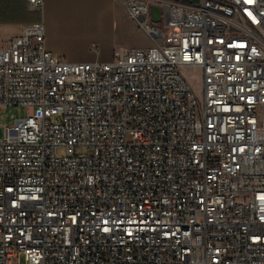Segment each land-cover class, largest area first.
<instances>
[{
  "label": "built area",
  "instance_id": "built-area-1",
  "mask_svg": "<svg viewBox=\"0 0 264 264\" xmlns=\"http://www.w3.org/2000/svg\"><path fill=\"white\" fill-rule=\"evenodd\" d=\"M117 1L152 47L0 42V264H264V0Z\"/></svg>",
  "mask_w": 264,
  "mask_h": 264
},
{
  "label": "crops",
  "instance_id": "crops-1",
  "mask_svg": "<svg viewBox=\"0 0 264 264\" xmlns=\"http://www.w3.org/2000/svg\"><path fill=\"white\" fill-rule=\"evenodd\" d=\"M41 11L27 0H0V42L21 35L25 25L41 24L46 49L69 63H106L112 52L131 50L139 35L141 47L151 41L126 16L117 0H42Z\"/></svg>",
  "mask_w": 264,
  "mask_h": 264
},
{
  "label": "rangeland",
  "instance_id": "rangeland-1",
  "mask_svg": "<svg viewBox=\"0 0 264 264\" xmlns=\"http://www.w3.org/2000/svg\"><path fill=\"white\" fill-rule=\"evenodd\" d=\"M144 44V39L137 35L134 37V39H130L128 41V44L130 47L133 48H139ZM116 51L112 52V56L114 54H116ZM182 74L184 76V78L186 79V81L189 83V85L196 91H199V85H200V75H199V71L197 69H183L182 70ZM28 115V111H25L22 108H6V109H2L0 111V125H3L5 127H9L13 120L15 119H24L26 118ZM1 130H0V137H1ZM63 153H60L59 156H62ZM19 264H24L23 260L20 259V263Z\"/></svg>",
  "mask_w": 264,
  "mask_h": 264
},
{
  "label": "water",
  "instance_id": "water-1",
  "mask_svg": "<svg viewBox=\"0 0 264 264\" xmlns=\"http://www.w3.org/2000/svg\"><path fill=\"white\" fill-rule=\"evenodd\" d=\"M197 0H194L196 2ZM151 20L152 22H157L159 20V9L156 7L151 8Z\"/></svg>",
  "mask_w": 264,
  "mask_h": 264
}]
</instances>
